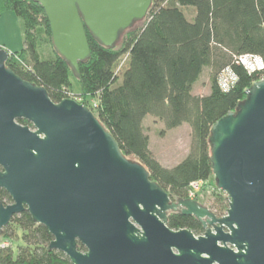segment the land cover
<instances>
[{
  "label": "water",
  "instance_id": "water-1",
  "mask_svg": "<svg viewBox=\"0 0 264 264\" xmlns=\"http://www.w3.org/2000/svg\"><path fill=\"white\" fill-rule=\"evenodd\" d=\"M32 1L74 75L89 56L86 30L110 48L151 5ZM8 58L0 48V189L10 198L0 204V234L25 211L52 236L47 249L71 264H264V79L210 128L213 182L228 206L217 217L195 200L172 199L142 164L120 152L86 105L52 102L43 87L8 69ZM169 213L192 216L205 231L169 229Z\"/></svg>",
  "mask_w": 264,
  "mask_h": 264
},
{
  "label": "trees",
  "instance_id": "trees-1",
  "mask_svg": "<svg viewBox=\"0 0 264 264\" xmlns=\"http://www.w3.org/2000/svg\"><path fill=\"white\" fill-rule=\"evenodd\" d=\"M2 11L21 21L22 34V48L11 54L6 67L22 80L43 87L52 102L66 98L72 68L53 49L42 8L32 0H0ZM133 26L110 48L86 30L89 56L78 63L77 96L96 95L94 116L120 152L142 164L150 180L172 199L186 198L192 183L212 176L208 143L212 124L234 110L253 82L264 79V0H151L141 26ZM41 38L49 42L52 57L43 59L38 52ZM246 54L260 58L262 69L248 73L238 64L237 58ZM206 68L208 93L193 95V86ZM226 69L235 83L223 91L218 79ZM148 115L161 120L167 130L181 124L190 127L187 155L170 169L162 167L149 150L143 130ZM19 123L31 127L23 120ZM9 203L0 189V204ZM222 211L220 206L216 210ZM166 226L189 229L195 236L203 232L192 216L179 213H169ZM16 230L22 244L15 255L12 249L0 247V264H71L62 252L47 249L52 236L27 212L15 215L0 237L16 236Z\"/></svg>",
  "mask_w": 264,
  "mask_h": 264
},
{
  "label": "rangeland",
  "instance_id": "rangeland-1",
  "mask_svg": "<svg viewBox=\"0 0 264 264\" xmlns=\"http://www.w3.org/2000/svg\"><path fill=\"white\" fill-rule=\"evenodd\" d=\"M142 22L135 24L133 27L141 26ZM0 47L8 53L13 54L19 52L22 48L21 21L9 11L0 12ZM38 52L43 59L53 56L51 47L47 39L40 40ZM14 58V57H13ZM70 94L73 100L81 99L80 104H85L91 112L96 115L97 96L87 97L83 99L77 96L79 86L73 72L69 74ZM208 93V69H204L199 80L192 89V94L203 96ZM74 97V98H73ZM143 130L149 140V150L157 162L165 168H172L178 164L186 155L189 149L191 130L187 124H181L179 127L167 130L163 122L156 117L148 115L143 120ZM133 158V157H132ZM213 176L205 182H198L197 186L190 185L187 191V197L195 200L211 210L217 217L225 215L227 209L226 195L224 193L217 194L215 190ZM175 199V198H173ZM226 203H225V202ZM222 207L221 214L217 213L218 207ZM16 236L9 239L0 237V247H8L12 249L13 254L17 252V247L22 244L20 231H15ZM203 232L200 234L202 235Z\"/></svg>",
  "mask_w": 264,
  "mask_h": 264
},
{
  "label": "built area",
  "instance_id": "built-area-1",
  "mask_svg": "<svg viewBox=\"0 0 264 264\" xmlns=\"http://www.w3.org/2000/svg\"><path fill=\"white\" fill-rule=\"evenodd\" d=\"M9 57L12 56L10 53H8ZM15 59H17L16 56H13ZM237 63L241 64L248 73H254L262 69L263 64L260 58L252 55H241L237 58ZM218 83L220 88L223 91H227L233 84L235 83V77L229 70H224L218 79ZM66 98H72V95L68 93V96ZM74 98V97H73ZM78 103H81V99H77ZM198 182L192 183L191 185L197 186Z\"/></svg>",
  "mask_w": 264,
  "mask_h": 264
},
{
  "label": "flooded vegetation",
  "instance_id": "flooded-vegetation-1",
  "mask_svg": "<svg viewBox=\"0 0 264 264\" xmlns=\"http://www.w3.org/2000/svg\"><path fill=\"white\" fill-rule=\"evenodd\" d=\"M200 225H201V224H200ZM201 228H202V226H201ZM202 230H203V232L205 231V229H203V228H202Z\"/></svg>",
  "mask_w": 264,
  "mask_h": 264
},
{
  "label": "crops",
  "instance_id": "crops-1",
  "mask_svg": "<svg viewBox=\"0 0 264 264\" xmlns=\"http://www.w3.org/2000/svg\"><path fill=\"white\" fill-rule=\"evenodd\" d=\"M22 35V34H21Z\"/></svg>",
  "mask_w": 264,
  "mask_h": 264
}]
</instances>
